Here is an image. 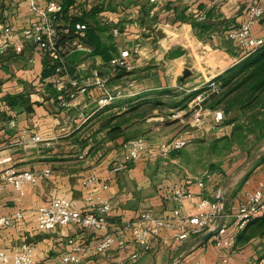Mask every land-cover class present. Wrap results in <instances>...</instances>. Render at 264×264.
I'll use <instances>...</instances> for the list:
<instances>
[{"label": "crops", "instance_id": "crops-1", "mask_svg": "<svg viewBox=\"0 0 264 264\" xmlns=\"http://www.w3.org/2000/svg\"><path fill=\"white\" fill-rule=\"evenodd\" d=\"M57 1L69 5L68 13L59 21L60 27L76 19H87L86 23L98 27L96 32L102 42L115 48L117 53L135 45L140 47V54L132 59L133 70L120 73L111 82L112 86L127 87L129 82H134L135 86L133 91L128 88L125 96L104 109L97 108V94L92 88L83 96L82 102L88 104L85 110L88 120L81 122L78 115L82 107L78 103L68 108L60 107L53 94V85L44 80L53 72L55 55L40 54L34 46L21 40L22 31L36 18L29 2L0 0V37L5 26L12 27L16 34L13 46L0 56V216L15 218L12 227L0 228V245L14 253L23 242H29L35 248L36 264H55L68 250L69 238L80 242L102 238L103 230L74 225L39 231L36 207L58 197L67 198L77 209H86L89 197L110 201L111 229L123 221L142 226L139 223L141 214L149 209L158 217L171 215L176 207L192 215L202 197L218 201L222 198L225 216L221 224L227 225L230 232L237 231L234 226L236 210L245 202L248 193L264 184V158L260 156L251 163L245 162L226 177L231 168L220 164L218 156L204 149H208L212 140L230 135L233 126L222 124L215 130L210 129V116L206 119L208 126L197 129L192 126L190 116L179 118L187 115L188 107L176 116L181 126L170 129H167L169 124L165 126L162 121L163 114L156 115V119L137 118L128 111L146 99L164 97L172 101L176 97L162 92H188L202 87L245 58L246 52L227 34L245 21L252 0H204L195 5L193 0ZM261 2L264 6V0ZM70 7H73L71 11ZM190 8L205 13L207 19L199 20ZM204 22L205 28L194 26V23ZM107 28H110L109 33ZM114 28L119 29L118 36L112 33ZM253 30L257 36H264V18ZM109 34L117 37V46L104 39L103 35ZM20 46L23 49L18 51ZM67 60L73 67L71 72L85 82L94 71L106 73L102 55L86 57L82 52H75ZM186 71L191 72L188 81L182 80L188 78L184 76ZM45 73L50 74L45 76ZM8 96H18L24 103L11 107L4 100ZM111 116L119 117L107 124ZM168 117L171 119L172 115ZM11 119L16 120L15 127L9 125ZM118 121L121 128L113 130ZM170 121L171 124L174 119ZM34 135H40L43 140L31 143ZM137 136L146 139L149 152L159 150L176 138L187 139L188 145L168 158L154 160L146 153L139 160L127 163L124 169L115 171V166L124 161L127 143ZM234 154L237 152L231 151L228 158L234 156L237 163L240 155ZM10 168L35 173L37 184H27L21 193L5 179ZM46 170L51 171L48 176L44 174ZM91 176H96L98 182L85 186L84 180ZM202 180L203 189L199 185ZM176 185L192 192L194 198L182 205L174 202L171 196ZM241 231H237L238 237ZM245 232L250 233L251 228L247 227ZM170 235L169 231L162 230L153 240L150 251L131 244L124 249L114 247L94 253L90 260L92 264H254L259 259L264 261V234L254 235L245 244L237 238L234 249L226 256L213 236L203 242L198 241L204 235L194 236L178 244L167 240ZM135 253L139 257L132 259Z\"/></svg>", "mask_w": 264, "mask_h": 264}, {"label": "built area", "instance_id": "built-area-1", "mask_svg": "<svg viewBox=\"0 0 264 264\" xmlns=\"http://www.w3.org/2000/svg\"><path fill=\"white\" fill-rule=\"evenodd\" d=\"M30 4V10L36 18L32 24L25 28L21 33V40L25 44L35 47L40 54L55 55L56 61L53 64V72L44 80L50 82L58 92V103L62 108H68L73 103H78L82 109L79 112L78 119L87 121L88 104L83 103V96H86L91 89L97 94V108L104 109L112 105L116 100L128 93V88L133 91L135 83L129 82L128 86H112L111 82L117 79L122 72L133 70L132 59L140 54V47L135 45L131 49L121 50L114 54L112 59L105 63L106 73L100 74L94 71L92 76L85 82L78 74L71 72L68 66L67 57L75 52H82L86 57H92L94 48L87 42L88 23L77 22L75 25L66 23L63 31L69 33L75 29L78 34L75 39L67 43L65 47L58 46L61 37L59 21L65 17L68 9L63 3L57 0H48L44 5L40 4L43 0H26ZM86 2L88 0H81ZM156 2L157 0H151ZM204 0H193V5L199 4ZM243 1V0H239ZM73 7H70L71 11ZM195 12L199 20L207 19L205 13L190 8ZM264 18V6L261 0H252L249 2L247 18L239 25L234 26L228 31V38L240 46L245 52L252 53L264 46V36H257L253 30L254 25ZM114 36H118L119 29L112 30ZM14 33L12 27L5 26L3 34L0 37V56L6 54L13 46ZM23 46L18 48L21 51ZM65 54V55H64ZM81 66H78L80 69ZM196 93L188 103L189 116L192 126L197 129H205L208 126L206 119L212 118L210 129L219 128L225 121V114L222 109H210L206 101L213 95H219L222 92L218 79H212L202 87L193 89ZM9 125L15 127V119L9 120ZM43 139L40 135H34L30 142L37 143ZM188 145L187 139H172L163 144L159 150L149 152V145L143 136L130 139L126 146L124 161L115 166V171L125 168L127 163L139 160L144 154H148L152 159L168 158L173 152H178ZM50 170L45 171L49 175ZM6 181L13 185L21 193L24 187L36 185L38 175L30 171L18 172L10 168L6 175ZM98 182L96 176H91L84 180L85 186H92ZM201 189L204 188V181L199 183ZM194 198V194L185 189L182 185H176L173 189L171 199L183 204L186 200ZM112 211V204L108 200L89 197L88 207L86 209H77L67 198H54L46 204L36 207V225L39 231H53L59 226H78L87 229H98L105 231L101 239L97 241L80 242L75 238L67 240L68 250L62 254L55 264H92L90 257L94 253H102L114 247L124 249L131 244L141 245L143 251H150L155 238L159 236L162 230H167L171 235L168 241H174L178 244L184 243L191 237L202 236L214 228L217 219L225 216L224 207L218 200H211L202 197L196 206V212L192 215H186L181 211V207H176L173 213L167 217H158L152 209L141 214L139 223L123 221L115 228H110L109 215ZM222 212V214H221ZM19 215V214H18ZM17 215V216H18ZM20 216V215H19ZM264 216V184L254 192L247 194L244 203L238 207L235 214V229L243 230L251 221L260 219ZM14 217L0 216V228H10L14 225ZM230 232L227 225L221 224L213 237L216 245L222 250L223 256H226L230 250H233L238 238V232ZM35 248L29 242H23L20 248L14 253H9L0 245V262L3 264H36ZM138 253L132 255V259H137ZM226 262V257L224 258ZM254 264H264L263 260L256 261Z\"/></svg>", "mask_w": 264, "mask_h": 264}, {"label": "trees", "instance_id": "trees-1", "mask_svg": "<svg viewBox=\"0 0 264 264\" xmlns=\"http://www.w3.org/2000/svg\"><path fill=\"white\" fill-rule=\"evenodd\" d=\"M69 3L70 1L67 2V4ZM68 6L65 5L66 11ZM86 20L82 18L76 19L71 24L75 25L77 22L86 23ZM194 26L205 28L207 24L206 22L194 23ZM60 29H62L61 37L58 41V46L60 47H65L67 43L71 42L78 35L75 29H71L69 33H65L63 27H60ZM97 29L98 27L96 25L88 22L87 42L94 48L93 54L102 55L105 61L108 62L116 53V49L113 47L110 48L102 42L96 32ZM68 66L72 71L73 67L70 66L69 62ZM49 74L45 73L44 75L48 76ZM218 81L220 82L222 92L219 95L213 94L206 101V105L210 109H222L225 114L223 125H231L233 129L230 135L212 140L208 144V150L210 153L220 155L224 150H230L234 145H238L251 153V146L255 147L264 144V46L255 52L247 53L245 58L238 64L227 69L218 78ZM164 93L172 95L173 92H162V94ZM53 94L56 98L59 97L56 90ZM189 99L190 97H187L184 100L185 103ZM4 100L11 107L24 103L23 100L18 99V96H8ZM140 107V105H136L130 108L128 112H131L134 117L144 118L146 115L139 114ZM117 117L111 116L107 120V124L111 123ZM126 121H129V119ZM123 122H125V119ZM115 125L116 127L113 130H119L121 128L120 121ZM261 158L263 159L264 155ZM247 227L251 228V232L248 234L245 232ZM256 234H264V216L251 221L239 234L238 242L245 244Z\"/></svg>", "mask_w": 264, "mask_h": 264}, {"label": "rangeland", "instance_id": "rangeland-1", "mask_svg": "<svg viewBox=\"0 0 264 264\" xmlns=\"http://www.w3.org/2000/svg\"><path fill=\"white\" fill-rule=\"evenodd\" d=\"M110 28H107V33H109ZM104 39L108 42V43H113L111 44L112 46H117L119 44L118 41H116L117 37H114L113 35H103ZM118 40V39H117ZM116 51V50H115ZM117 53V52H116ZM191 76H189L188 78H182V80L188 81L190 79ZM187 89V88H186ZM188 89H190V87H188ZM177 91V90H175ZM187 93V94H186ZM195 91L193 89H190L188 92H186V90H178L177 92L172 93V97H176L174 100L170 101L167 100V98H152L150 99H146L143 101H140L138 103V105H140V110H139V114H144L146 115L145 118L147 117H151V118H155L157 117L156 115L163 114L162 118L165 123V126H168L169 124V128H178L179 126H181L182 122L179 121V118L184 119V117H188L189 118V112H188V106L187 104L190 102V100L193 98V96L195 95ZM190 97V99L187 101L186 104H184V100ZM161 103V104H158ZM187 108V115L184 116H179V118H177V114L179 112L182 111V109ZM171 119H174V122L170 124V118L168 116H171ZM173 115L176 117L174 118ZM183 115V114H181ZM156 119V118H155ZM154 119V120H155ZM186 120V119H185ZM180 122V123H179ZM171 125V126H170ZM166 129V128H164ZM190 129V128H189ZM195 143V142H194ZM242 147V146H241ZM238 145H234L232 147V149L230 150H224L222 154L217 155L215 153H210L211 155L214 156H218V160L220 164H226L228 165V168L230 169L228 172V175L226 177H228L229 175H231L232 173H234L239 166L243 165L245 162H249L254 156L258 155V153L260 151H262V149H264V144L261 146H251V153L247 152L245 150V148H241ZM206 151V153H209L208 149H204ZM233 151V153L237 152V154L234 155H240L239 157H237V160L239 162H234L235 160L233 159V157L229 160V153ZM225 179V178H224ZM261 260V259H259ZM258 260V261H259Z\"/></svg>", "mask_w": 264, "mask_h": 264}, {"label": "water", "instance_id": "water-1", "mask_svg": "<svg viewBox=\"0 0 264 264\" xmlns=\"http://www.w3.org/2000/svg\"><path fill=\"white\" fill-rule=\"evenodd\" d=\"M190 75H191V72L190 71H186V73H185L184 76L185 77H189ZM262 155H264V149H262V151H260L258 153V155L254 156L249 162L251 163V162L255 161L258 157H260ZM219 201L221 202V204L224 207V204H223L224 203V200L222 198H220ZM221 214H222V212H221ZM220 225H221V218L218 219L216 228L213 229L212 231L204 234V236L198 242H203V241H206L209 238H211L214 235V233L216 232V230L220 227ZM181 260H182V258H180L178 262H180Z\"/></svg>", "mask_w": 264, "mask_h": 264}]
</instances>
